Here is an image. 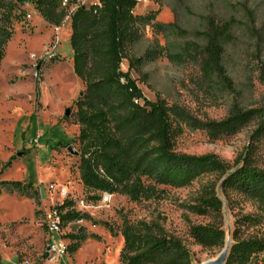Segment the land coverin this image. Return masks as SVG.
<instances>
[{
	"label": "rangeland",
	"instance_id": "1",
	"mask_svg": "<svg viewBox=\"0 0 264 264\" xmlns=\"http://www.w3.org/2000/svg\"><path fill=\"white\" fill-rule=\"evenodd\" d=\"M32 1L24 5L27 21L16 24L0 65V182L22 181L32 188L25 193L0 189V264H122L125 220L161 224L183 240L192 264L218 257L235 242L236 229L240 239L264 238V218L254 219L261 214L258 204L236 193L228 198L215 174L202 175L186 187L158 186L159 196L152 199L131 200L119 193L106 203L101 196L92 198L95 193L80 178L81 158L68 150L74 145L80 151L76 103L85 89L73 69L71 27L68 19L58 29L48 24ZM84 1L88 5L93 0ZM157 9L158 20L172 27L165 35L148 27L134 45L137 56L153 48L155 38L166 47L140 71H130L143 92L141 102L162 98L202 121H221L235 109H258L261 114L235 133L212 139L205 130L184 125L174 142L179 153H213L233 168L251 150L255 165L264 168V132H258L264 121V0H140L135 12ZM209 18L232 22L223 41L231 86L216 77L206 79L202 65L182 54L185 41L206 44ZM123 64L127 71L128 61ZM211 188L223 200L222 209L198 210L201 196ZM66 199L90 218L67 223L65 234L83 232L87 237L75 252L50 261L47 212ZM208 224L223 227L224 248L195 242L192 227ZM65 241L74 243L67 236Z\"/></svg>",
	"mask_w": 264,
	"mask_h": 264
},
{
	"label": "trees",
	"instance_id": "2",
	"mask_svg": "<svg viewBox=\"0 0 264 264\" xmlns=\"http://www.w3.org/2000/svg\"><path fill=\"white\" fill-rule=\"evenodd\" d=\"M28 0H0V65L17 23L26 22ZM33 0L34 10L50 25L60 27L66 19L71 26L70 45L76 76L85 86L77 101L76 117L80 126V178L85 188L100 198L102 192L119 193L131 200L152 199L159 196L158 186L186 187L196 178L215 174L221 177L220 187L228 198L240 194L258 204L264 218V168L255 165L251 150L235 168L216 154L191 155L175 149V137L183 126L205 130L212 139L235 133L254 116L258 109H235L221 121H202L178 103L169 104L162 98L155 102L143 100V92L131 77V70L140 71L165 52L158 38L154 47L137 56L134 45L148 27L154 33L164 34L172 23L158 20L160 9L136 13L140 0ZM74 9V10H73ZM204 46L185 41L182 54L193 63H200L204 76L220 79L231 86L224 63L223 41L230 36L232 22L218 23L208 19ZM128 70L124 71V60ZM264 132V121L261 124ZM9 192H29L32 188L22 181H1L0 189ZM98 193L99 195H97ZM37 194V193H35ZM200 211H220L224 205L216 189L211 188L200 198ZM64 227L69 222L89 219V215L75 208L73 200L59 205ZM112 230V229H111ZM113 231V230H112ZM124 246L122 264H192L190 250L182 239L169 234L153 221L130 222L121 228ZM191 235L205 248H224L226 232L221 225H195ZM74 243L68 245L73 253L86 239L85 233L64 234ZM226 264H264V238L240 239L234 231Z\"/></svg>",
	"mask_w": 264,
	"mask_h": 264
},
{
	"label": "built area",
	"instance_id": "3",
	"mask_svg": "<svg viewBox=\"0 0 264 264\" xmlns=\"http://www.w3.org/2000/svg\"><path fill=\"white\" fill-rule=\"evenodd\" d=\"M67 2L68 0H64L63 4L65 5ZM83 4H85V1H83ZM54 47L56 48V46ZM100 195L102 197V201L105 203L110 201L113 196L108 192H102ZM46 227L49 237L46 256L50 261H57L68 254V244L64 239V220L62 217V212L59 211L57 207H54L47 212Z\"/></svg>",
	"mask_w": 264,
	"mask_h": 264
},
{
	"label": "water",
	"instance_id": "4",
	"mask_svg": "<svg viewBox=\"0 0 264 264\" xmlns=\"http://www.w3.org/2000/svg\"><path fill=\"white\" fill-rule=\"evenodd\" d=\"M83 94H84V90H81L80 95H83ZM69 114H70V109H68L66 111V115L68 116ZM68 150H69V152L71 154L76 155V156H80V152L78 150H76V148L74 147V145H69L68 146ZM231 246L232 245L229 244V247L227 248L228 250H224L215 259L205 261L203 264H226V262L228 260L229 253H230Z\"/></svg>",
	"mask_w": 264,
	"mask_h": 264
},
{
	"label": "bare ground",
	"instance_id": "5",
	"mask_svg": "<svg viewBox=\"0 0 264 264\" xmlns=\"http://www.w3.org/2000/svg\"><path fill=\"white\" fill-rule=\"evenodd\" d=\"M228 247H229V245H227L226 248H225L224 250H228V249H227ZM224 250H223V251H224Z\"/></svg>",
	"mask_w": 264,
	"mask_h": 264
},
{
	"label": "crops",
	"instance_id": "6",
	"mask_svg": "<svg viewBox=\"0 0 264 264\" xmlns=\"http://www.w3.org/2000/svg\"><path fill=\"white\" fill-rule=\"evenodd\" d=\"M67 23H68V25L70 26L69 19H68V22H67ZM70 27H71V26H70ZM58 28H60V27H58Z\"/></svg>",
	"mask_w": 264,
	"mask_h": 264
}]
</instances>
